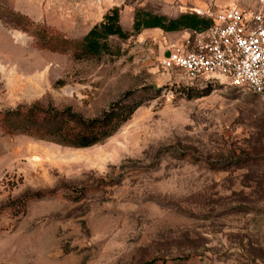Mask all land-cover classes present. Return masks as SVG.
<instances>
[{
	"label": "rangeland",
	"instance_id": "374dc122",
	"mask_svg": "<svg viewBox=\"0 0 264 264\" xmlns=\"http://www.w3.org/2000/svg\"><path fill=\"white\" fill-rule=\"evenodd\" d=\"M195 1L0 0V13L75 42L113 8L131 32L137 10L174 16ZM199 1L200 17L223 7ZM3 21L0 112L39 102L91 118L126 92L142 106L86 149L0 133V264H264V100L162 67L189 31L110 37L109 54L77 61ZM33 192L45 195L14 202Z\"/></svg>",
	"mask_w": 264,
	"mask_h": 264
},
{
	"label": "trees",
	"instance_id": "16d2710c",
	"mask_svg": "<svg viewBox=\"0 0 264 264\" xmlns=\"http://www.w3.org/2000/svg\"><path fill=\"white\" fill-rule=\"evenodd\" d=\"M0 20L13 29H19L33 39L37 49L52 53L70 54L74 60L99 58L110 53L108 39L116 37L121 41L139 35L143 30H160L163 33L190 31L202 33L211 21L196 14H182L176 18L153 15L142 10L135 11L131 32L122 30L118 9L109 10L102 21L95 24L79 41L47 32L33 25L25 16L7 8L1 9ZM151 90V89H146ZM132 93H124L116 102L99 115L85 118L71 107L56 108L52 104L33 102L17 105L0 112V133L22 135L74 149H86L112 137L120 127L142 106V102H127ZM41 192L25 193L14 202L25 209L30 200L41 199Z\"/></svg>",
	"mask_w": 264,
	"mask_h": 264
},
{
	"label": "built area",
	"instance_id": "2783aa9c",
	"mask_svg": "<svg viewBox=\"0 0 264 264\" xmlns=\"http://www.w3.org/2000/svg\"><path fill=\"white\" fill-rule=\"evenodd\" d=\"M210 27L164 51L160 64L190 83L223 77L264 100V0L206 12Z\"/></svg>",
	"mask_w": 264,
	"mask_h": 264
},
{
	"label": "crops",
	"instance_id": "0c3cea01",
	"mask_svg": "<svg viewBox=\"0 0 264 264\" xmlns=\"http://www.w3.org/2000/svg\"><path fill=\"white\" fill-rule=\"evenodd\" d=\"M256 1L257 0H223V1H221V2H216V5L217 6H223V7H227V6H240V7H248V6H253V5H255L256 4ZM198 2V3H197ZM197 2L195 1L194 3H197V4H195L196 5V7L195 8H193V12L192 13H188V14H196V15H201L200 14V10H201V8H203L204 6H206V3H202L201 1H199V0H197ZM222 7V8H223ZM198 8V9H197ZM200 9V10H199ZM17 10V9H16ZM168 11H170L169 9H168ZM21 12V11H20ZM23 12V11H22ZM169 12H164L162 15L163 16H167V17H169V18H176V17H178L179 15H182V14H186V13H183V12H179V13H177L176 15H170V14H168ZM25 15H28L29 16V14H25ZM155 30H157V29H155ZM174 33H176V32H174ZM192 32H188V34H191ZM187 34V35H188Z\"/></svg>",
	"mask_w": 264,
	"mask_h": 264
},
{
	"label": "water",
	"instance_id": "95a60500",
	"mask_svg": "<svg viewBox=\"0 0 264 264\" xmlns=\"http://www.w3.org/2000/svg\"><path fill=\"white\" fill-rule=\"evenodd\" d=\"M152 88H153L154 90H157V87H156L155 85H152Z\"/></svg>",
	"mask_w": 264,
	"mask_h": 264
}]
</instances>
